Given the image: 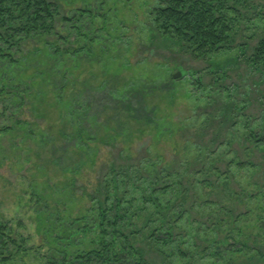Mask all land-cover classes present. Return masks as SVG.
Returning <instances> with one entry per match:
<instances>
[{"label":"rangeland","instance_id":"obj_1","mask_svg":"<svg viewBox=\"0 0 264 264\" xmlns=\"http://www.w3.org/2000/svg\"><path fill=\"white\" fill-rule=\"evenodd\" d=\"M57 2L64 16L91 10L94 24L87 16L84 25L91 38L99 33L93 56L67 59L54 70L35 42L14 49L10 85L28 97L23 106L0 100V129L17 120L30 125L0 135V219L29 251L10 264L48 263L38 209L45 221L60 215L69 226L91 216L86 193L96 195L101 182L127 174L137 184L174 187L166 200L175 240L156 248L147 235L142 246L151 264H264V144L252 137H264V79L233 61L216 83L211 64L152 37L150 11L158 0ZM183 68L205 76L204 90ZM129 102L145 108L139 119ZM148 115L154 123L142 118ZM241 163L248 168L239 170ZM138 212L132 229L160 227L152 203ZM94 239L80 238L71 255L92 248Z\"/></svg>","mask_w":264,"mask_h":264},{"label":"trees","instance_id":"obj_2","mask_svg":"<svg viewBox=\"0 0 264 264\" xmlns=\"http://www.w3.org/2000/svg\"><path fill=\"white\" fill-rule=\"evenodd\" d=\"M57 1L60 0H0V62L5 63L0 70V100L18 101L23 106L28 97L27 91L10 85L12 67L16 64L15 48L20 52L35 42L36 51L53 63V70L67 59L83 60L93 56L91 45L96 44L99 31L91 38L92 29L88 31L84 25L87 16L94 24L91 10L81 9L75 16H64ZM150 22L157 32V36L152 37L183 50L197 61L211 64L210 75L216 83L221 82L227 69L225 65L230 66L233 61L241 62L264 79V0H158V5L150 11ZM234 51H237L236 57L230 58L228 53ZM219 57H224L223 61L216 62L215 58ZM185 71L197 89L204 90L205 76L201 72ZM5 80L10 83H4ZM170 86L165 85L166 89ZM128 111L139 119L136 114L145 112V108L129 102ZM142 118L150 124L155 122L150 115ZM29 125L17 120L15 126L0 129V135L16 131L17 126L25 129ZM252 137L257 145L264 144V137ZM237 166L245 170L249 164ZM132 178L127 174L122 181L101 182L100 193H86L93 203L89 210L91 216L74 219L69 226L60 215L55 222L45 221L38 209L37 231L51 248L47 264H151L142 246L147 243L149 234L156 248L174 242L176 228L168 215L172 202L170 198L166 200L174 187L169 184L148 186L143 181L137 184ZM40 202L38 198L37 204ZM148 202L161 215L160 227L153 226L146 233L138 225L132 229V220L140 218L138 211L146 209ZM183 217L182 213L178 220ZM91 236L95 237L91 241L92 248L71 255V249L80 245V238ZM26 242L10 224L0 219V264H10L18 255L28 253ZM226 243L232 247L230 240Z\"/></svg>","mask_w":264,"mask_h":264},{"label":"water","instance_id":"obj_3","mask_svg":"<svg viewBox=\"0 0 264 264\" xmlns=\"http://www.w3.org/2000/svg\"><path fill=\"white\" fill-rule=\"evenodd\" d=\"M174 78H175V79H179V78H181V73L177 74Z\"/></svg>","mask_w":264,"mask_h":264}]
</instances>
